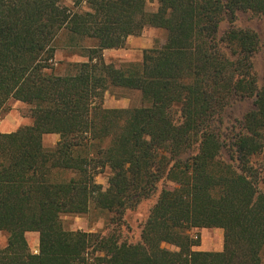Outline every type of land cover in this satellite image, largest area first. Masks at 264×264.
<instances>
[{
	"label": "trees",
	"instance_id": "1",
	"mask_svg": "<svg viewBox=\"0 0 264 264\" xmlns=\"http://www.w3.org/2000/svg\"><path fill=\"white\" fill-rule=\"evenodd\" d=\"M61 1L0 0V119L14 99L33 120L0 133V231L9 234L0 264H264V86L253 63L264 41L235 26L239 12L264 15V0H85V11ZM148 28L167 38L140 64L105 61V50ZM62 32L87 58L65 75L54 71ZM111 86L139 91L144 104L105 108ZM244 99L254 108L229 151L215 123ZM51 134L59 141L46 148ZM105 169L106 191L96 181ZM162 181L172 186L136 244L64 228V215L92 205L122 217ZM202 229L224 231L223 251L194 250L191 231Z\"/></svg>",
	"mask_w": 264,
	"mask_h": 264
},
{
	"label": "rangeland",
	"instance_id": "2",
	"mask_svg": "<svg viewBox=\"0 0 264 264\" xmlns=\"http://www.w3.org/2000/svg\"><path fill=\"white\" fill-rule=\"evenodd\" d=\"M80 1V2H79ZM225 1V0H224ZM78 2V4H76ZM62 6L75 8V10H87L85 0H62ZM158 8V3L149 2L147 10L154 12ZM230 24L227 20L221 23L220 33H224ZM235 26L241 29L255 30L262 42L264 41V15H253L250 12H239L237 14ZM167 34L163 30L148 28L141 36L133 37L131 43H127L126 47L119 50L104 51V59L109 64H114L117 67H123L129 64H140L143 59L144 51L151 49L154 46H162L166 42ZM69 43L67 33L62 32L56 43V55L54 60V71L56 74L65 75L69 73L70 65L87 61L84 57L85 51L74 49L67 46ZM84 46L92 45L90 42H84ZM264 54L259 51L253 57L255 70L259 77V87L264 86ZM104 107L108 109H130L142 106V95L139 91L132 90L120 86H111L104 96ZM254 108V99L235 100L226 107L221 118L216 121V130L221 134L223 140L227 144L230 151L236 136L241 132L245 115ZM18 123L16 131L22 127L30 126L33 120L30 115V106L20 101L11 99L6 106L5 114L0 119V124L5 126H13ZM7 130H13L12 127H7ZM15 132V131H14ZM60 137H58L59 139ZM46 148H53L57 144L56 137L46 135L44 138ZM225 152V154L228 153ZM226 159L228 156L226 155ZM111 175L110 169H105L102 173L96 176L98 184L103 186V189L109 188V178ZM162 181L158 183L156 193L145 200H142L138 205L129 208L122 215L118 216L115 213L101 210L94 205L90 211L84 215H64L62 222L64 228L69 231H84L92 233H100L102 235L116 234L121 241L136 244L141 241L143 227L150 215L152 207L158 201V198L164 188H169L172 184ZM191 234L195 240H200V246L194 247L195 251L200 249H211L212 252H217V249L224 244V231L221 229H202L192 230ZM9 234L5 231H0V248H4L8 243ZM27 239L31 251L34 254L39 252V234L28 233ZM167 248L176 250L175 247L167 245ZM215 250V251H214ZM90 264H93L90 261Z\"/></svg>",
	"mask_w": 264,
	"mask_h": 264
},
{
	"label": "crops",
	"instance_id": "3",
	"mask_svg": "<svg viewBox=\"0 0 264 264\" xmlns=\"http://www.w3.org/2000/svg\"><path fill=\"white\" fill-rule=\"evenodd\" d=\"M133 37H129L128 38V40H127V43H131V39H132ZM105 51H108V50H105ZM18 126V123L16 124H14L13 126H5L4 124H0V133H12V132H14V131H16V127ZM7 127H12L13 128V130H7L8 128ZM51 135H53V136H55L56 137V142H58L59 141V139H58V137H59V135H56V134H51ZM46 136V135H45ZM223 248H224V244L222 243V247H220L219 249H217V252H220V251H223ZM200 251H208V252H212V250L211 249H204V248H202V249H200ZM215 251V250H214ZM216 252V251H215Z\"/></svg>",
	"mask_w": 264,
	"mask_h": 264
}]
</instances>
